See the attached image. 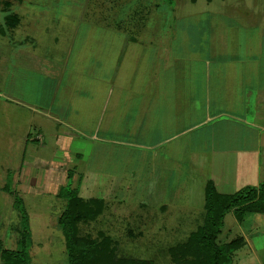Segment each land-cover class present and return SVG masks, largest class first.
<instances>
[{
	"label": "crops",
	"instance_id": "1",
	"mask_svg": "<svg viewBox=\"0 0 264 264\" xmlns=\"http://www.w3.org/2000/svg\"><path fill=\"white\" fill-rule=\"evenodd\" d=\"M108 1V13L95 23L57 24L53 38L35 33L8 41L0 97L12 125L22 122L23 154L30 140L54 143L51 157L29 155V185H40L41 169L42 184L58 193L71 169L72 186L83 187L85 198H103L106 211L111 199L92 194L97 186L185 187L191 206L197 193L204 207L209 180L222 193L263 182L264 24L250 28L238 20L231 35L208 15L190 24L176 14L167 24L155 13L159 4L140 2L121 18L132 0L102 3ZM13 136L9 131V143ZM77 175L87 176L88 185ZM157 207L165 213L171 204ZM252 215L264 228V214ZM239 236L244 247V235L233 238Z\"/></svg>",
	"mask_w": 264,
	"mask_h": 264
},
{
	"label": "rangeland",
	"instance_id": "2",
	"mask_svg": "<svg viewBox=\"0 0 264 264\" xmlns=\"http://www.w3.org/2000/svg\"><path fill=\"white\" fill-rule=\"evenodd\" d=\"M102 1L0 0V90H4L8 78L9 40L26 41L27 36L35 33L37 36L43 34L44 37L53 38L57 33V24L64 29L80 22L95 23L94 21L100 18L99 13H108L104 9L107 10L110 3ZM140 2L159 4L158 9H154L155 13L160 12L167 24L172 15L176 14L184 16L181 22H191L190 24L197 23L201 17L204 20L208 15L210 24L224 22L222 25L227 27V34L231 35L237 32L233 26L238 25V20L250 28H253L252 22L264 24V0H132L129 1L128 8H124L127 12L120 14V17L123 18L127 13L130 15L129 12L134 13L135 6ZM205 10L208 12L204 14ZM216 11L221 12L223 17ZM117 16L115 17L118 20ZM51 23L54 25L50 33L44 28ZM170 23L172 24V21ZM4 99L0 100V238L3 246L15 249L22 229L19 212L13 206L14 195L4 189L9 184L23 198L29 213L32 234L30 264H68L65 235L58 224L59 216L66 207V200L59 197L56 190V193H53L52 189L49 191V187L42 184L44 181L41 169L36 170L40 185H29L32 180L28 175L31 161L29 157L33 153L52 156L54 143L50 142L51 129L44 131L47 142H50L49 146H43L37 140H30L27 153L23 154L24 145L17 131V125L22 122L15 121V126L12 125L8 117L9 106L5 104ZM9 131L14 133L13 144L9 143ZM52 140L54 141V138ZM23 155L25 161L22 162ZM101 163L104 164V156ZM19 166H22L21 169ZM7 168L10 170L7 171ZM77 180H81L82 185H88L87 176L77 175L75 181ZM19 183H23V186ZM151 188L95 187L92 194L100 197L108 195L112 206L95 220L81 221L80 234L96 237L100 231L106 232L116 241L115 255L125 260L147 259L151 264H177L172 260L170 248L186 242L189 234L203 222L205 208L199 203L204 201V198L198 199L197 193L193 194V202L199 206H191V198L187 199L189 193L185 192V187H178L183 192H175L174 187H170L167 192H153ZM80 190L82 194H86L83 187H80ZM142 202H146L149 207L143 208ZM162 202L171 204L169 212L163 213L165 208L161 211L157 209ZM238 235H244L247 244L234 252L232 264H264V228L254 222L252 214L239 223L229 211L225 216L219 239L225 242ZM186 259L188 257H184L181 262L184 264ZM0 264H4L1 252Z\"/></svg>",
	"mask_w": 264,
	"mask_h": 264
},
{
	"label": "trees",
	"instance_id": "3",
	"mask_svg": "<svg viewBox=\"0 0 264 264\" xmlns=\"http://www.w3.org/2000/svg\"><path fill=\"white\" fill-rule=\"evenodd\" d=\"M195 1V0H193ZM70 181L60 187L59 197L66 200V207L58 219L66 240L68 264H151L147 259L125 260L115 255L116 241L106 232L100 231L96 237L81 235V221L97 219L106 207L103 198H85L80 195V187L72 186ZM14 195L13 206L21 218V237L15 249L4 248L0 238V252L4 264H30L29 249L32 244L30 217L20 194L8 185L4 187ZM205 216L201 224L193 230L186 242L170 248L172 260L177 264L185 257L184 264H232L233 253L245 244L243 237L222 242L225 216L232 211L239 222L247 215L264 214V181L259 185H247L233 193L219 192L212 180L205 187Z\"/></svg>",
	"mask_w": 264,
	"mask_h": 264
}]
</instances>
